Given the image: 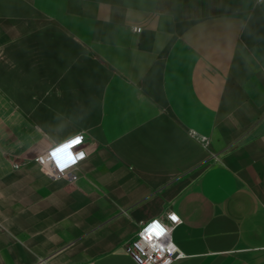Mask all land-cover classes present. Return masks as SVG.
<instances>
[{"label":"crops","instance_id":"obj_1","mask_svg":"<svg viewBox=\"0 0 264 264\" xmlns=\"http://www.w3.org/2000/svg\"><path fill=\"white\" fill-rule=\"evenodd\" d=\"M168 209L173 264H264V0H0V264H136Z\"/></svg>","mask_w":264,"mask_h":264},{"label":"built area","instance_id":"obj_2","mask_svg":"<svg viewBox=\"0 0 264 264\" xmlns=\"http://www.w3.org/2000/svg\"><path fill=\"white\" fill-rule=\"evenodd\" d=\"M133 30L140 32L141 28L133 27ZM191 134L194 135L195 133L191 132ZM76 139L79 140V143L73 148V151L82 153L84 158L87 154V147L84 146V134L80 133L38 154L35 157V160L38 163L40 169L46 175L52 178H63L68 180L75 179L77 177L75 171L78 167L79 161L82 160L79 159V157L76 158L74 163L69 162L68 166L63 169L58 166L55 159L54 164H49L46 162L45 164L41 165L37 158L39 156H46L49 154L52 156L54 150L64 145H70L71 142ZM200 141L206 144V139L204 137H200ZM18 166V163H14V167ZM170 213H175L178 216L174 210L168 209L161 217H152L142 221L139 224L135 235L124 242L123 249L130 255L136 264H173L176 260L185 256V254L177 247L172 239V232L174 228L181 222V219L179 216L175 221L169 219ZM155 218H160L162 223L167 228V231L162 236H157L155 233H145L144 231L149 223ZM149 237H151V239H149Z\"/></svg>","mask_w":264,"mask_h":264},{"label":"snow or ice","instance_id":"obj_3","mask_svg":"<svg viewBox=\"0 0 264 264\" xmlns=\"http://www.w3.org/2000/svg\"><path fill=\"white\" fill-rule=\"evenodd\" d=\"M79 143V140L76 139L71 142L70 145H64L60 148L54 150L52 153L53 158L57 161L58 166L63 169L68 166V163H74L76 158L82 156V153L74 152L73 148ZM175 219V218H174ZM157 236H162L164 233L162 230L155 231ZM151 239V237H149Z\"/></svg>","mask_w":264,"mask_h":264},{"label":"clouds","instance_id":"obj_4","mask_svg":"<svg viewBox=\"0 0 264 264\" xmlns=\"http://www.w3.org/2000/svg\"><path fill=\"white\" fill-rule=\"evenodd\" d=\"M37 159L41 165L45 164L46 162L49 164L55 163L54 158L50 154L46 155V156H39ZM79 159H83V156H80ZM169 219L175 221L178 219V216L175 213H170ZM157 230H162L163 233H165L167 231L166 226L162 223L160 218L153 219L149 223V225L144 229L145 233H155V231H157Z\"/></svg>","mask_w":264,"mask_h":264}]
</instances>
